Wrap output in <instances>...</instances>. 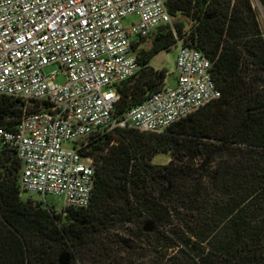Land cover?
<instances>
[{"label": "trees", "instance_id": "trees-1", "mask_svg": "<svg viewBox=\"0 0 264 264\" xmlns=\"http://www.w3.org/2000/svg\"><path fill=\"white\" fill-rule=\"evenodd\" d=\"M257 5L264 14V0L166 1L171 23L133 40L139 70L117 85L113 116L162 87L167 71L150 62L177 40L212 61L220 96L161 133L126 126L77 140L95 167L86 207L59 214L43 199L23 198L21 161L0 141V264H264V33ZM36 106L0 93V126L14 130L24 109ZM159 152L169 153L166 163L152 162ZM216 154L225 158L212 175L228 202L219 222L193 226L184 216L202 207L197 183L177 188L179 176H192L183 161L204 166ZM147 218L153 230L145 229ZM197 232L209 239L201 254ZM113 245L128 253L114 256Z\"/></svg>", "mask_w": 264, "mask_h": 264}, {"label": "built area", "instance_id": "built-area-1", "mask_svg": "<svg viewBox=\"0 0 264 264\" xmlns=\"http://www.w3.org/2000/svg\"><path fill=\"white\" fill-rule=\"evenodd\" d=\"M166 1L0 0V93L20 98L25 107L37 103L24 109L14 130L0 126V141L21 161L22 192L86 207L95 167L77 140L126 126L161 133L220 96L212 61L177 40L174 84L165 82L121 117L113 116L117 85L139 70L133 40L171 23ZM131 15L137 19L124 25ZM52 64L58 68L45 73ZM59 73L62 83L55 81Z\"/></svg>", "mask_w": 264, "mask_h": 264}, {"label": "rangeland", "instance_id": "rangeland-1", "mask_svg": "<svg viewBox=\"0 0 264 264\" xmlns=\"http://www.w3.org/2000/svg\"><path fill=\"white\" fill-rule=\"evenodd\" d=\"M257 11H258V16H259V20L263 29V33H264V14L262 11V8L257 5L256 6ZM137 19V16L135 15H131V16H127L125 18H123V24L124 25H129L132 21H135ZM175 47H173L170 51H161L159 52L150 62L151 66L155 69H165L167 71V76L165 79V82L169 85H173L176 79V73L174 72V60H175ZM58 68L57 65L52 64L47 66L44 70L45 73H49L50 71H52L53 69ZM64 75L63 73H59L56 77H55V81L58 83H62L64 82ZM29 105V104H28ZM66 145L70 146V143H67ZM169 153L167 152H159L157 153L153 159L152 162L153 163H166L169 160ZM222 158H225L224 156L222 157L219 154H216L214 156H212L211 160L206 163L204 166H201L202 161L200 159H196L193 162H189L187 159H184L183 161V165L189 166L192 165L191 169V173L192 176H185V175H181L178 177L177 180V188H179L181 191H186L187 188L189 186V181L192 180V183H197L198 185V200H199V204L202 208H200V210L195 211L194 215H187L184 216L185 218H189L188 220L191 219L192 221V225L194 226L195 223H200L198 226H201L202 224H204L206 221H209L210 218H213V220L216 218L217 222H219L218 217L221 218V212L224 211V207L228 202V197L226 195H224V200H222L221 198V192L219 191L220 189L217 188V186L219 185V180L214 181L215 178H213V173L214 170L218 169V166L220 165V162L222 161ZM233 161V160H232ZM233 163V162H230ZM212 175V176H211ZM191 184V183H190ZM218 193V194H217ZM155 194H157V191H155ZM23 198H30L33 201H37L40 199H43L45 202H47L49 205H53V208L55 210L56 213H61L62 208L66 207L64 206V203L62 201V199L58 196H54V195H46L44 198L36 193H28V192H23L22 194ZM216 201H218L219 203H217ZM245 204V203H244ZM213 205V206H212ZM222 209V210H221ZM226 212V210H225ZM184 214H182L183 216ZM61 217L64 218L63 214H61ZM183 220L179 221L182 227H184V229L188 232L184 222L185 219L182 218ZM214 220V221H216ZM226 220V217H225ZM145 224V228L147 226V223L150 222V220L147 218L144 221ZM152 224V229H154V223L151 222ZM116 227L119 228V223L116 222ZM129 227L133 228L136 226V221L134 223H128L127 224ZM197 226V227H198ZM120 231L119 233H123L124 229L123 228H119ZM195 229V228H194ZM199 229V227H198ZM150 231V230H147ZM199 231V230H198ZM199 234V236H197L196 241L194 240V242L196 243V247L198 248V254H201L202 252H206L208 251L209 248V239L205 236H201V234L199 232H197ZM114 234V233H112ZM111 231H110V235ZM99 239H102L101 236H98ZM144 242V241H143ZM145 243H143L144 245ZM138 251V250H137ZM127 251H121L119 253H117L116 247L113 245V248L111 250V254H113L116 257H123L127 254ZM263 253H264V242H263ZM77 258V257H76ZM79 258V257H78ZM80 259V258H79ZM215 263H220V259L219 258H215L214 259ZM140 261V259H139Z\"/></svg>", "mask_w": 264, "mask_h": 264}, {"label": "water", "instance_id": "water-1", "mask_svg": "<svg viewBox=\"0 0 264 264\" xmlns=\"http://www.w3.org/2000/svg\"><path fill=\"white\" fill-rule=\"evenodd\" d=\"M145 229H146V230H151V229H152V224H151V222H148V223H147V226H146Z\"/></svg>", "mask_w": 264, "mask_h": 264}]
</instances>
